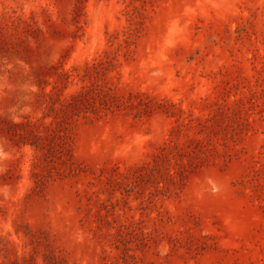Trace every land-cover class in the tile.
Returning <instances> with one entry per match:
<instances>
[{
  "label": "rangeland",
  "instance_id": "1",
  "mask_svg": "<svg viewBox=\"0 0 264 264\" xmlns=\"http://www.w3.org/2000/svg\"><path fill=\"white\" fill-rule=\"evenodd\" d=\"M0 264H264V0H0Z\"/></svg>",
  "mask_w": 264,
  "mask_h": 264
}]
</instances>
